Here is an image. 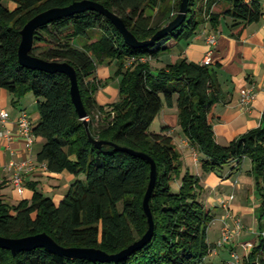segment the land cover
<instances>
[{
  "label": "trees",
  "instance_id": "16d2710c",
  "mask_svg": "<svg viewBox=\"0 0 264 264\" xmlns=\"http://www.w3.org/2000/svg\"><path fill=\"white\" fill-rule=\"evenodd\" d=\"M80 1L0 0V88L17 98L28 93L37 98L40 119L33 131L44 138L37 159L50 172L66 171L76 177L58 203L31 186L30 198L11 204L0 183V235L21 238L45 232L63 247H94L109 254L140 240L149 228L143 199L151 164L127 149L147 154L156 163L150 198L153 234L116 261L71 258L45 247L16 254L0 247V264H213L207 261L215 249L208 229L216 216L202 198L201 178L189 169L183 172L171 126L151 131L165 106L177 107L180 129L201 155L205 173L229 177L250 160L260 199L259 236L246 264H264V111L257 127L221 144L214 129V107L226 100V93L217 65L187 58L153 65L175 43H189L205 28L217 31L225 19L233 36H239L264 16L262 0H189L186 19L155 41L153 36L176 18L182 0L173 5H164L163 0H90L117 14L139 41L150 40L137 48L128 45L99 10L71 13L37 28L31 54L75 68L89 132L93 139L105 141L101 147L92 142L79 116L70 77L60 70L26 67L18 56L21 30L30 19ZM108 61H117L120 97L100 105L96 92L104 83L97 78V67ZM227 164L230 169L224 175ZM179 179V189L173 191Z\"/></svg>",
  "mask_w": 264,
  "mask_h": 264
},
{
  "label": "crops",
  "instance_id": "0c3cea01",
  "mask_svg": "<svg viewBox=\"0 0 264 264\" xmlns=\"http://www.w3.org/2000/svg\"><path fill=\"white\" fill-rule=\"evenodd\" d=\"M262 4L264 10V0H262ZM212 32L219 33L218 43L215 47H211L207 41V36ZM232 32L234 31L231 28L230 21L225 19L217 31L209 28L202 29L200 34L189 43H175L170 50L164 52L157 61L153 62L155 67L165 66L182 58H187L196 63H203L209 51L213 50L212 63L217 65V76L223 91L226 93V100L217 103L214 107V113L216 114L214 129L217 140L221 144H228L237 136L257 127L264 111V16L259 21L247 25L239 36H233ZM116 70L117 61H108L98 65L96 75L102 81L111 77ZM119 79L116 78L115 81L118 82ZM248 87H254L257 96L252 106L245 108L240 103V97L241 91ZM119 97L118 88L116 89L112 85L101 88L96 94V100L100 105L115 102ZM37 103V98L31 93L17 98L14 93L0 88V109L7 110L11 118L9 123L6 124L8 129L17 130L15 121L22 111L29 113L34 125H37L40 119ZM158 118L161 126L168 124L172 127L170 133L177 134V142L180 139L181 146H179L182 154L183 172L189 169L191 173L201 178L202 195L205 196L203 200L207 205H210V200L213 198L215 205L211 207L221 210V213H223L224 210L220 205V200L234 195L235 198L231 207L234 206L237 195L239 192L244 191L246 184L249 186L247 197L256 198L254 196L255 181L251 178L250 173L246 177L244 174V167L247 162L251 167L249 159H245L243 167L239 171L233 172L229 177L222 178L216 173H205L200 166V161H194L192 157L187 155L189 150L183 148L189 141L183 135L178 124L177 107L165 106ZM2 128L3 125L0 122V130ZM43 143L44 138L37 137L33 149L29 150L19 136L12 139L0 137V183L4 184L2 190L4 198L11 204H18L23 198H30L33 194L31 186H36L38 190L53 198L59 195L60 201L75 180L76 177L69 172L54 173L42 167L37 155ZM192 148L195 149L193 146ZM190 161L193 165L189 164ZM11 162H27L32 167V170L23 174L25 182V194L23 196L18 194L12 183L13 170L9 168ZM196 167L197 169H195ZM246 171L248 172L249 168ZM226 173L228 171L224 172V175ZM247 210L243 209L241 213L245 215L244 213L248 212ZM219 216L221 217V215Z\"/></svg>",
  "mask_w": 264,
  "mask_h": 264
},
{
  "label": "water",
  "instance_id": "95a60500",
  "mask_svg": "<svg viewBox=\"0 0 264 264\" xmlns=\"http://www.w3.org/2000/svg\"><path fill=\"white\" fill-rule=\"evenodd\" d=\"M188 2L189 0L181 1L180 9L176 18L173 21H171L167 26H165L163 29L159 30L151 40L155 41L161 38V36L177 28L186 19ZM87 9L99 10L104 15L108 16L113 21L116 28L123 35L124 40L128 45L137 48L146 45L150 42V40L144 42L139 41L137 37L127 28L124 21L117 14L111 12L103 5L90 0H83L80 2H74L72 5L65 8L48 9L46 11L37 14L32 19H30L21 30L22 40L19 45L18 56L21 64L26 67L42 69L46 71L60 70L66 73L70 77L71 96L76 106V109L79 113V116L81 119L84 120V124L86 126L87 132L92 142L98 147H101L105 143V141L93 139L89 132L88 120L86 118L87 111L85 109L84 102L82 99L81 90L78 83L77 72L75 68L67 62H63V63L51 62L31 54V49L33 47V42H34V34L37 28H39L43 24L50 23L56 18L69 15L71 13L84 11ZM127 151L142 156L151 164L150 181L143 199V209L146 215L148 216L149 228L140 240L131 244L130 246H128L126 249H123L119 253L109 254L102 249L94 248V247H63L59 245L50 235L43 232L36 235H30L21 238H11L0 235V247L10 249L13 252V254L37 247H45L58 254L71 258H88L93 261L107 262L114 260L116 261L126 256L134 249L145 244L152 237L154 230V221L150 208V198L155 188L157 168L155 161L147 154L141 152H135L130 149H127Z\"/></svg>",
  "mask_w": 264,
  "mask_h": 264
},
{
  "label": "rangeland",
  "instance_id": "374dc122",
  "mask_svg": "<svg viewBox=\"0 0 264 264\" xmlns=\"http://www.w3.org/2000/svg\"><path fill=\"white\" fill-rule=\"evenodd\" d=\"M176 2V0H163V4H167V5H173ZM102 64V63H101ZM117 69H118V64H117ZM117 72V70H116ZM116 72L111 76L108 77L103 81V86L101 88H104L107 85H112L114 88H118L119 90V81L116 82V78H118L116 76ZM100 88V89H101ZM99 89V90H100ZM98 90V91H99ZM97 91V92H98ZM96 92V94H97ZM120 96V94H119ZM160 126H161V122L160 119L158 118L152 125L151 127V131L152 132H158L160 130ZM175 136V140L176 143L179 147V150H181L180 148V139L179 142H177V134L174 135ZM188 141V140H187ZM185 143H187L185 141ZM180 145V146H179ZM186 146H183V148H186V150H189L188 152V156L192 157V159L196 162L200 161V157L201 155L198 153V151H196L194 148H192V145L188 142V144H185ZM249 162H247V164L245 165V177L249 176L248 174L250 173L251 178L254 179V177L252 176L251 172H250V166L248 165ZM189 164H192V161L189 162ZM247 168H249V171L247 172ZM197 169V167L195 168ZM230 169V164L225 165L224 169L222 170V172H227ZM196 172V171H195ZM181 183V179H179L174 185H173V191H177L179 189ZM248 185L246 184L244 187V191L239 192V194L237 195V199L234 203V206H232L230 208V214L231 217H239L242 219L245 228L243 230V232L236 236L234 238V240L229 243L226 244L224 246H218L217 242L220 239L221 236V228L224 222V219L226 218V215L228 214V212L223 208V213H221V210L218 209H213L214 214H215V219L212 221L211 225L209 226L208 229V239L209 242L213 243V245L215 246V249L213 251V253L207 258L208 262H211L213 264H246L248 255L252 246L250 247V249L248 250V252L244 251L241 248V243L242 242H250L251 244H255L258 240V236H259V225L256 219V216L259 215V206H260V199H259V195L257 194V192H254V196H256V198H252L251 197H247L248 196ZM51 194V193H50ZM55 200L57 201V203L59 202V195L54 197ZM202 198L205 199V196L202 195ZM212 204V205H211ZM215 202L214 199L212 198L210 200V207L213 206L214 207ZM246 210L248 209L246 213H244L245 215H243L241 212L242 210ZM221 215V217L219 215ZM228 220H232V219H228ZM262 223L264 224V218L262 219ZM243 250V251H242ZM238 252L241 255L240 260L237 262L233 257H232V253L233 252Z\"/></svg>",
  "mask_w": 264,
  "mask_h": 264
},
{
  "label": "built area",
  "instance_id": "2783aa9c",
  "mask_svg": "<svg viewBox=\"0 0 264 264\" xmlns=\"http://www.w3.org/2000/svg\"><path fill=\"white\" fill-rule=\"evenodd\" d=\"M218 36H219L218 32H212L207 36V41L211 45V47H215L217 45ZM212 53L213 50L211 49L204 60L205 63L212 62ZM256 96H257V92L255 91L254 87H248L246 89H243L241 91V97H240L241 105L245 108H250ZM10 119L11 118L9 112L5 109H0V122L3 125V128L0 130V137L6 139H12L15 136H19L21 139H23L26 148L32 150L36 143L37 137L35 136L33 131L34 123L30 114L27 113L26 111H22L18 115L15 121L17 126L16 131L13 129H8L6 127V124L9 123ZM41 164L43 168L48 169L46 163H41ZM9 168L13 170V177H12L13 185L15 186V189L17 190L18 194L23 196L25 194V182H24L23 174L25 172H29L30 170H32V167L29 166L27 162H18V163L11 162L9 164ZM234 198H235L234 195H230L229 197L220 200V205L228 212L221 228L220 239L217 242L218 246L221 247L228 243H231L236 236L240 235L243 232L245 228V225L241 218L231 217L229 210L231 208V204ZM228 219H232L231 220L232 223ZM251 246L252 244L248 241L241 243V248L246 252H248ZM232 257L238 262L241 258V255L235 251L232 253Z\"/></svg>",
  "mask_w": 264,
  "mask_h": 264
}]
</instances>
